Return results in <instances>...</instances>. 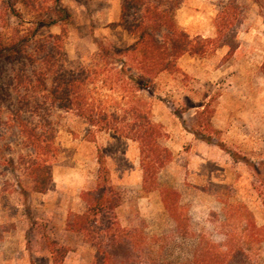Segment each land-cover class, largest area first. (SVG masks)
I'll list each match as a JSON object with an SVG mask.
<instances>
[{
    "label": "rangeland",
    "instance_id": "obj_1",
    "mask_svg": "<svg viewBox=\"0 0 264 264\" xmlns=\"http://www.w3.org/2000/svg\"><path fill=\"white\" fill-rule=\"evenodd\" d=\"M8 1L0 0V33L9 38L18 32L29 33L41 18H58L54 0H41L43 7L38 13L18 4L21 19L5 11ZM173 1L179 4L175 19L181 29L192 38L216 37L219 4L224 0ZM238 1L244 23L238 37L240 48L233 57L226 60L227 47L205 57L186 55L179 60L181 71L164 73L156 80L157 97L151 98L153 117L163 126L164 146L172 159L156 171L157 184L147 189L136 143L108 132L88 135L89 127L80 119L58 112L43 121L31 114L22 117L52 142L42 157L51 167L50 190L31 193L34 179L30 164L38 152L22 133L17 113V76L24 65H0V84L8 91L0 118L1 264L4 257L13 261L18 257V264H50L48 242L57 245V252L66 253L63 264H93L94 249L84 235L67 232L66 223L71 213L85 211L82 193L99 185L121 194L122 203L115 211L120 226L132 229L144 223L150 236L175 229L162 197L169 190L179 194L177 200L194 228L216 240L222 235L215 214L225 221L226 212L239 216L247 209L258 226H264V75L260 74L264 0ZM121 3L62 1L71 13L62 45L66 69L89 62L102 44L114 49L133 43L134 35L117 26ZM138 13L134 16L142 15V11ZM60 32L59 27L42 29L33 48L43 44L55 53L59 47L55 50L47 40ZM165 32L159 34L160 39ZM200 137L210 138L211 143ZM96 226H103V221L98 219ZM260 253L264 259V243Z\"/></svg>",
    "mask_w": 264,
    "mask_h": 264
},
{
    "label": "trees",
    "instance_id": "obj_2",
    "mask_svg": "<svg viewBox=\"0 0 264 264\" xmlns=\"http://www.w3.org/2000/svg\"><path fill=\"white\" fill-rule=\"evenodd\" d=\"M62 1H53L58 18H41L30 34L18 32L16 37L9 38L8 34L0 33V65L6 62L24 65L17 76L20 93L17 113L22 133L38 152L30 164L34 179L30 192L45 194L50 190L51 167L42 157L48 154L52 142L38 126H31L22 117L31 114L43 121L58 112L80 119L89 127L88 135L108 132L136 143L144 187L156 185V171L172 159V153L164 146L163 126L153 117L151 98L157 97L156 80L164 73L181 71L179 60L186 55L205 57L227 47L226 60L233 57L240 48L238 37L244 23L241 4L238 0L221 1L216 37L202 39L192 38L178 26L175 11L179 4L173 0H122L117 26L134 35L133 43L114 49L102 44L89 62L68 70L64 67L62 45L68 36L71 13ZM18 4L37 13L43 7L41 0L8 1L5 11L18 19L22 18ZM139 11L142 15L134 16ZM55 27L60 28V34L50 35L47 42L55 50L59 47L58 51L50 53L43 44L33 48L34 38L42 29ZM164 31L160 39L159 34ZM260 74L264 75V63ZM7 96L8 91L0 84V118ZM200 138L211 143L210 138ZM178 196L174 190L162 195L166 211L176 225L170 233L150 236L144 223L132 229L121 227L115 214L122 203L121 194L102 185L82 193L85 211L71 213L66 228L85 236L95 251L93 264H264L260 253L264 226H258L251 212L245 209L247 212L239 216L226 212L225 221L215 214L216 228L222 235L216 240L194 228ZM98 219L103 226H96ZM56 247L54 242H48L54 264H63L66 253L57 252Z\"/></svg>",
    "mask_w": 264,
    "mask_h": 264
},
{
    "label": "crops",
    "instance_id": "obj_3",
    "mask_svg": "<svg viewBox=\"0 0 264 264\" xmlns=\"http://www.w3.org/2000/svg\"><path fill=\"white\" fill-rule=\"evenodd\" d=\"M120 9H121V6H120ZM120 14H121V11H119V19H120ZM66 231L69 232L68 230H66ZM69 233H71V232H69ZM46 253H48V255H49L50 259H51L50 264H54L53 255H52V253L50 252V250L48 249V246H47V248H46ZM14 259H15V261H16L17 264H18V263H19V262H18L19 258H18V257H15ZM15 261H13V260H9V258H5V257H4V264H11L12 262H15ZM0 264H1V261H0Z\"/></svg>",
    "mask_w": 264,
    "mask_h": 264
}]
</instances>
